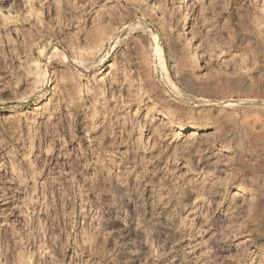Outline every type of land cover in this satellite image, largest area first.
Returning a JSON list of instances; mask_svg holds the SVG:
<instances>
[{
    "label": "rangeland",
    "instance_id": "obj_1",
    "mask_svg": "<svg viewBox=\"0 0 264 264\" xmlns=\"http://www.w3.org/2000/svg\"><path fill=\"white\" fill-rule=\"evenodd\" d=\"M0 264H264V0H0Z\"/></svg>",
    "mask_w": 264,
    "mask_h": 264
},
{
    "label": "bare ground",
    "instance_id": "obj_2",
    "mask_svg": "<svg viewBox=\"0 0 264 264\" xmlns=\"http://www.w3.org/2000/svg\"><path fill=\"white\" fill-rule=\"evenodd\" d=\"M153 10H156V8L155 7H153L152 8ZM103 32V31H102ZM183 32H185V33H188V30L186 29V25H183ZM104 33V32H103ZM100 35H102V34H100ZM99 35V36H100ZM104 35H106V33L104 34ZM106 36H108V35H106ZM102 37H104V36H102ZM113 37V36H112ZM154 37L157 39L158 38V35L156 34V33H154ZM100 38V37H99ZM96 39H98V38H96ZM99 40V39H98ZM104 40H106L105 38H104ZM110 40H111V38H110ZM95 42V41H94ZM103 45V44H102ZM189 47H190V50H191V52H192V55L194 56V57H196L197 58V60L199 61L200 60V56H199V54H198V52L196 51V48L191 44V42H189V45H188ZM102 50V49H101ZM59 51V49H58V47H56L55 48V50H54V53L55 54H57V52ZM157 52V57L159 58V60H160V62H163V54H162V51H161V49L160 48H158L157 47V50H156ZM61 52V51H60ZM60 54V53H59ZM65 54V53H64ZM105 55V54H104ZM106 55H110V51H108L107 53H106ZM108 56H105L104 58H102V60L103 59H106ZM52 58V57H51ZM162 64V63H161ZM88 65V64H87ZM86 65V66H87ZM85 66V65H84ZM85 66V67H86ZM101 70H103V69H105V67H102L101 66V68H100ZM101 72V71H100ZM43 95V94H42Z\"/></svg>",
    "mask_w": 264,
    "mask_h": 264
}]
</instances>
